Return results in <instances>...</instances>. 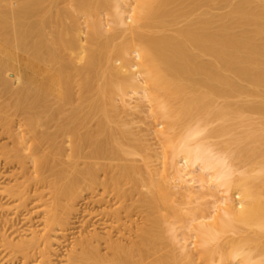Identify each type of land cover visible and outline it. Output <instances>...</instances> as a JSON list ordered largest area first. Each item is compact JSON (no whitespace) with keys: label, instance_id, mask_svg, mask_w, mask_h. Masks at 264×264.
Wrapping results in <instances>:
<instances>
[{"label":"bare ground","instance_id":"1","mask_svg":"<svg viewBox=\"0 0 264 264\" xmlns=\"http://www.w3.org/2000/svg\"><path fill=\"white\" fill-rule=\"evenodd\" d=\"M118 100L170 122L146 129L159 169L127 158ZM249 114L264 118V0H0V264H264V153L250 175L208 129ZM175 188L196 204L182 233L163 217Z\"/></svg>","mask_w":264,"mask_h":264},{"label":"rangeland","instance_id":"2","mask_svg":"<svg viewBox=\"0 0 264 264\" xmlns=\"http://www.w3.org/2000/svg\"><path fill=\"white\" fill-rule=\"evenodd\" d=\"M62 7H64V6H62ZM225 11H227V9L221 8L217 12L224 13ZM80 22L84 23V19H82ZM118 101H116L115 104L113 103L114 106L111 104L108 107L109 108L108 109L109 110V116H110V120H108V121H110L109 126L112 129H114L116 132H118V131L120 132V131L125 130V131H128L127 133H131V134H129L130 136L127 138L128 140H126V141L124 140L126 143L124 142V144H123V145H125L124 148H126L125 151L128 150V153L130 152V155L133 154L132 156L129 155L128 157L126 154V157L131 161V162L130 161L129 162L132 163L133 165L135 164L134 166H136L138 168H143L144 171H145V167L146 166L148 167L150 165H152V167L153 166L155 167V168H153L154 170L159 169V163H161V160L158 161V160H156V158L155 159L151 158L152 155H151V152L149 150L152 149V146H153V150L154 149L155 150L152 151V154L159 153V152L162 153V152H161V150L156 151V149L157 148L159 149V147H160V145H158L159 142L158 141H157L158 143L156 142V145H158V147L155 145V143L153 144V142H155L156 138H153V134H151V132L148 130L150 128H153L152 124L154 125V124H158V123L162 122V123L168 125L170 122L168 123V121L160 120L158 118L147 119L146 117L143 116V115L146 116V114L142 115V113H140V114L136 113L135 115H133L135 113L134 111H136L138 109L132 110L130 107H128L133 111V112L132 111L130 112V111H128L129 109L127 108V106H126V108H124V106H122L121 102L120 101L118 102ZM133 102L131 101V103L134 105L135 101H133ZM133 105L131 107H133ZM126 109H128V110H126ZM139 110H138V112L141 111V110L140 111ZM137 115H138V117H137ZM140 115L143 116V118H146L147 120L145 119V121H143V119H140V118H142V117H140ZM205 122H206V120H204V119H196V120L192 121L190 126L198 125V124L202 125ZM125 123H126V125H125ZM145 123H147V125H145ZM122 124H124V125H122ZM222 126H226L228 128V132L226 134L218 133L217 136L211 140V142L215 145L216 151L221 155L222 154L229 155L231 153L241 151V153L244 155V158L240 161H236L235 165L238 168H241L242 170L247 171L248 174H250V175L253 174L254 169L249 165L248 160H246L247 158H249L250 156L253 155V153L252 152L250 153L249 150L251 148H257L260 151V153L263 154L264 153V143L261 141H258V140L251 142V141H248L246 139V137L249 133H255L256 135L264 133V118L259 117L258 115L249 114V115H245L243 118H238V117L233 116V117H230V118H227L224 120L214 119V120L209 121L208 129H210V130L220 129ZM188 127L185 125L184 126L182 125V126L176 127L174 130L166 129L165 127L160 128V129L156 128V129L160 130L161 132H164V133H169L171 135H175V139L178 140L179 138H181L186 133V129ZM146 129H148V130L146 131ZM149 132H150L149 136H152V137H147V134ZM154 137H156V136H154ZM147 138H149V140ZM151 138H153L154 140L152 139L153 140L152 141ZM157 140H159V138ZM147 141H149V142H147ZM149 143H151L152 145H150L151 148H149V150H148L147 146ZM144 150H145V153H144ZM148 152H149V154H148ZM164 153L167 155V157L170 156V150H165ZM147 159L149 162H146ZM132 160H133V162H132ZM255 160L258 164H260L264 161V156L259 155L258 157H256ZM147 164H149V165H147ZM143 169H141V170H143ZM147 170H149V169H146V171ZM146 174H147V172L145 173V175ZM142 177H144V172L142 174ZM154 177L153 178L155 180L154 179L153 180L155 182H157L156 181L157 179H159V181L161 179L160 178L161 176L158 174H156V176H154ZM165 186L170 187L166 183H165ZM150 188L155 192L156 188H153V187H150ZM150 188H147V187L146 188H140L139 190L143 193H147V192L149 193L148 190ZM168 190L170 192L172 191L171 188H168L167 191ZM173 193H175L174 194L175 196L172 195ZM173 193L172 194L170 193L172 195V198H170L171 202H169L166 205H163L162 210H163L164 215L163 214H161V215H163V217L166 216V218L169 219L170 224L174 223V224H171V227L173 225H175L176 228L174 226L173 227L175 229L179 230V232L178 231L177 232L182 233L183 231H181L182 230L181 226H183L185 224L186 217H187L186 215H184V212L195 208L196 204H194L191 200H188L186 198V196H184V195H186L185 192L176 190V188H175V190L173 189ZM89 197H91L90 194L85 195V198H89ZM84 199L82 198L83 201L80 200L81 202H79L80 205L83 204L82 205L83 207L81 206L82 212L87 210V209L89 210V208H91V206H88V205H87L88 207L84 206L85 205L84 202H87V201H84ZM202 205L208 206V204H206L205 202H202ZM184 208L187 210H185ZM175 209H177V210H175ZM173 210L175 213L173 212ZM135 218L137 219V221L138 220L140 221V219L142 217H135ZM140 222L142 223V221H140ZM140 222H137V223L139 224ZM161 226H162V228H161ZM161 226L159 227V228H161V231L163 230L162 232H164L167 229V233L166 232L165 233H159L161 231L158 230V233L162 234V235H159V237L163 236V235L168 237V235H171L170 233H168V230L171 228V227H169V225L163 224ZM165 226H167V227H165ZM164 228H166V229L164 230ZM91 230H92V228H91ZM74 232L77 233V230H75ZM74 235H75V233H74ZM71 236H73V233H71L68 236V238ZM165 236H163L162 238H164ZM224 239L225 238H223V240L221 239V241H224ZM165 241H166V243L170 244L169 248H171V245L174 247V248L172 247L173 248L172 252H169V251H171L169 248H168L169 250L167 249V244L165 243ZM165 241L164 240L162 242H161V240L158 241V242H161V244L164 243L163 244L164 246L163 245L161 246V248L163 249V254L175 255V253L178 252V248H176L177 246L175 247L176 244L171 242L172 241L171 238L169 240H165ZM163 247H165L166 252L164 251ZM167 251H168V253H167ZM184 263H186V262L183 261V263H181V264H184Z\"/></svg>","mask_w":264,"mask_h":264}]
</instances>
